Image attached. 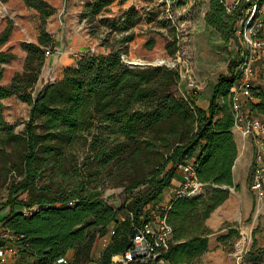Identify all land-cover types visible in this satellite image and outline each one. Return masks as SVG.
Returning <instances> with one entry per match:
<instances>
[{"label": "trees", "instance_id": "trees-1", "mask_svg": "<svg viewBox=\"0 0 264 264\" xmlns=\"http://www.w3.org/2000/svg\"><path fill=\"white\" fill-rule=\"evenodd\" d=\"M8 1L0 0V4ZM127 1L88 4L82 19L96 20V37L110 53L83 55L63 78L44 79L36 91L48 59L46 51L54 43L45 24L58 8L48 0H24L39 12L42 25L39 43L22 42L28 51L24 70L11 83L0 84V156L5 161L0 177L5 173L8 179L13 171L20 176L13 180L0 212L20 206L3 222L15 239L1 243L18 247L19 254L32 260L30 264H96L98 241L111 235L108 246L100 250V262L109 264L132 247L134 231L161 202L179 166L190 160L196 164L198 178L206 183V192L170 201L175 239L191 238L185 243L172 240L166 258L169 264L192 261L208 249V238L199 237L206 231L204 221L229 197V188H241L234 178L239 148L232 87L240 80L247 58L238 36L245 5L229 11L228 0L210 2L206 23L224 40H236L239 48L229 72L218 76L205 108L197 103L198 93L179 92L183 76L178 66L132 67L124 61L143 13L133 5L119 18L100 16L110 12L114 3ZM13 30L10 21L0 32V79L3 65L17 57L3 48ZM261 90L253 85L246 105L252 115L264 118ZM12 96L31 106L25 133L6 118L5 99ZM104 172L114 173L117 184L131 194L130 203L116 206L104 197L100 179ZM144 185L147 189L142 190ZM23 193L27 196L21 197ZM71 251L75 253L69 259ZM259 256L250 252L245 260L261 264L264 257ZM60 257H67L68 262L58 263Z\"/></svg>", "mask_w": 264, "mask_h": 264}, {"label": "rangeland", "instance_id": "rangeland-1", "mask_svg": "<svg viewBox=\"0 0 264 264\" xmlns=\"http://www.w3.org/2000/svg\"><path fill=\"white\" fill-rule=\"evenodd\" d=\"M48 1L58 7V12L48 19L45 24L47 30L50 29L51 33L56 35H60L68 29L72 33L83 32L93 39L92 46L94 51L110 53V48L102 44L101 38L96 37V20L92 22L89 19H82L85 7L95 0ZM135 1L140 6L138 9L143 13L144 17L141 23L135 27L136 38L131 43L129 54H125L128 60L140 57L150 62H157L160 56L167 58L169 66H173L172 62H174L181 70L183 69V88L188 85L190 91H193L190 84L191 78L202 88L197 95L202 94L205 89L213 86L220 74L229 72L230 61L237 55L239 45L236 40L229 42L224 40L220 32L206 23L205 17L210 9L211 0H189L182 3L177 0ZM129 4L116 2L111 6L112 10L110 12L100 17L119 18L126 9L131 7ZM18 6L15 5V7ZM36 17H39V15H29L31 20ZM2 18V10H0V23ZM10 21L14 22L15 20L9 17L8 24ZM41 25V18L38 24H31L30 35L35 34L36 30H40ZM104 35V33L101 34V36ZM153 39H155V42L150 47ZM168 44L171 45L169 49L167 47ZM185 64H189L190 67L188 69L185 68ZM50 74L53 75V72L49 69L45 74V76L47 75L45 79L49 78ZM40 82L41 77L36 85V91L42 88ZM182 87L179 89L181 94L184 93ZM259 87L264 92V87ZM242 100L247 102L249 98L245 97ZM6 101V115L9 120L14 122L18 132L25 133L26 124L30 118V104L22 101L17 96L9 97ZM4 163L5 161L0 156V165L2 166ZM254 169L255 158L247 167L245 175L240 179V185H242L243 190L231 187L229 191L232 192L235 189L243 193L244 196L254 198L257 206V197H260V193L252 187ZM179 175L180 173H178ZM19 178L20 176L14 171L10 172L8 179L5 173L0 177V207L8 200L13 180ZM100 179L104 197L111 204L119 206L132 201L131 194L126 193L125 187L117 184V181L114 180V173L104 172ZM145 189H147V185L142 186V190ZM139 190L137 189L136 193ZM203 192L206 191L204 190ZM26 196L27 193L21 195V197ZM20 209L19 205H15L0 212V227H3L5 216Z\"/></svg>", "mask_w": 264, "mask_h": 264}, {"label": "crops", "instance_id": "crops-1", "mask_svg": "<svg viewBox=\"0 0 264 264\" xmlns=\"http://www.w3.org/2000/svg\"><path fill=\"white\" fill-rule=\"evenodd\" d=\"M135 2V0H128L126 3L139 8L140 6ZM233 2L235 0H228L230 5ZM0 5L3 15L0 23V32L8 25L9 17L15 20L13 22L14 30L11 38L3 46L4 49L11 50L17 55L12 62L3 65L5 72L4 76L0 79V84L6 85L11 83L17 72H22L25 68L28 51L22 47V42L39 43L40 30H36L35 34L30 35V26L31 24L35 25L40 22V14L36 9L28 7L24 0H10ZM15 5L19 6L15 7ZM29 15H39V17L31 20ZM48 32L51 33V30L48 29ZM52 36L54 38L53 47L51 48L52 54L48 56L46 65L43 68L40 82L41 87L44 85V79L47 77V75L45 76L47 70L50 69L53 72V75L50 74V77L47 78L53 82L63 78L67 68L77 66L79 59L83 55L87 53H103L93 50V39L83 32L72 33L68 29L60 35L52 34ZM61 45L62 47L60 48ZM254 85L264 87L263 61H259L256 65ZM213 86L205 89L202 94L198 95V105L205 108L209 106ZM188 87L186 85L182 89L190 91ZM7 99H5V105ZM6 118L9 120L7 115ZM9 121L14 123L11 120ZM234 134L239 148V156L234 166V178L235 183L240 185V179L245 175L246 169L251 164L253 158H256L258 150L260 148L264 150V142L256 135L246 137L236 128H234ZM179 173L180 175H177L173 180L172 186L164 193L161 200L162 203H168L175 197L176 190L183 180V173L181 174L180 171ZM240 186V190H243L242 185ZM235 189L230 192L229 197L218 208L212 211L210 216L204 221L206 231L200 234L199 237L208 238V249L200 256H196L192 261H185L180 264H238L241 258L250 252L260 253L259 257H264V197H257L258 203L256 206L254 198L244 196L243 193ZM190 238L184 235L177 237L176 240L175 233L172 235V240L175 239V242L179 243L188 242ZM110 240L111 235L101 238L98 241L97 253L103 250L105 248L104 243ZM74 253V251H71L68 258L71 259ZM31 261V259L28 260V257L25 258L22 254H18L11 259L10 264H30Z\"/></svg>", "mask_w": 264, "mask_h": 264}, {"label": "built area", "instance_id": "built-area-1", "mask_svg": "<svg viewBox=\"0 0 264 264\" xmlns=\"http://www.w3.org/2000/svg\"><path fill=\"white\" fill-rule=\"evenodd\" d=\"M237 5H245L243 15L238 21V36L243 54L247 58L241 66L243 74L240 80L232 87L235 128L246 137L256 135L264 142V118L252 115L246 105V100H242L245 97H252L256 65L259 61L264 63V0H235L229 6V11ZM46 54L49 56L52 51L49 49ZM174 66L178 65L175 63ZM189 67V64H185V68ZM181 72L183 76V69ZM190 84L196 93L202 89L192 78ZM179 169L183 173V180L175 196H192L205 190L206 183L198 178L197 167L193 160L182 163ZM252 187L260 193L261 198L264 197V150L262 148L256 154ZM171 208V202L156 203L148 211V220L136 229L137 233L133 238L132 247L125 253L114 256L109 264H169L166 254L171 247L174 230L169 220ZM9 239H15L14 233L0 227V264H10L11 259L19 254L18 247L1 243ZM108 244L109 242H105L104 247ZM96 256V264H102L100 262L103 259L102 251H99ZM67 262V257L58 259V263ZM238 264L250 263H247L243 257ZM261 264H264V261Z\"/></svg>", "mask_w": 264, "mask_h": 264}, {"label": "water", "instance_id": "water-1", "mask_svg": "<svg viewBox=\"0 0 264 264\" xmlns=\"http://www.w3.org/2000/svg\"><path fill=\"white\" fill-rule=\"evenodd\" d=\"M124 59H125V62L127 64H129L130 66H132V67H149V66L169 65L167 61H163V62H149V63H145V64H138V63H134V62L128 60L126 58V56H124ZM172 63H173L172 65L174 66L175 63L174 62H172ZM136 233L137 232L134 231V236L136 235Z\"/></svg>", "mask_w": 264, "mask_h": 264}, {"label": "bare ground", "instance_id": "bare-ground-1", "mask_svg": "<svg viewBox=\"0 0 264 264\" xmlns=\"http://www.w3.org/2000/svg\"><path fill=\"white\" fill-rule=\"evenodd\" d=\"M61 41H63V40H61ZM61 47H62V45L60 46V48ZM130 61H132L134 63H138V64H145V63H149L150 62V61H147V60H145L143 58H140V57L133 58ZM163 61H168V59L163 57V56L158 57L157 62H163Z\"/></svg>", "mask_w": 264, "mask_h": 264}]
</instances>
